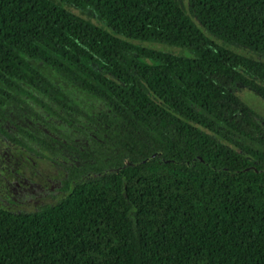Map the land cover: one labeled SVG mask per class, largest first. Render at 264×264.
<instances>
[{
	"label": "trees",
	"instance_id": "16d2710c",
	"mask_svg": "<svg viewBox=\"0 0 264 264\" xmlns=\"http://www.w3.org/2000/svg\"><path fill=\"white\" fill-rule=\"evenodd\" d=\"M230 46L264 58V0H0V121L89 140L59 201L0 207V264H264V117L239 93L264 100V61Z\"/></svg>",
	"mask_w": 264,
	"mask_h": 264
},
{
	"label": "flooded vegetation",
	"instance_id": "af4514ba",
	"mask_svg": "<svg viewBox=\"0 0 264 264\" xmlns=\"http://www.w3.org/2000/svg\"><path fill=\"white\" fill-rule=\"evenodd\" d=\"M39 126L59 149L49 150L32 140L21 130V124L0 121V207L17 212L36 211L67 194L69 169L81 164L68 146L81 148V135Z\"/></svg>",
	"mask_w": 264,
	"mask_h": 264
},
{
	"label": "rangeland",
	"instance_id": "374dc122",
	"mask_svg": "<svg viewBox=\"0 0 264 264\" xmlns=\"http://www.w3.org/2000/svg\"><path fill=\"white\" fill-rule=\"evenodd\" d=\"M146 45L152 46V47L154 46V45L149 44V43H146ZM161 48L166 49V47H161ZM230 48L234 49L238 54L251 56L255 59H261L264 61V58L260 57L259 54L255 53V52H253L247 48H236L234 46H230ZM176 51L180 53V50H176ZM185 54L191 55L188 51H186ZM57 81H59V80H57ZM64 87H67V86L64 85ZM239 93L245 101L250 103L259 112V114L264 117V100L263 99H261L259 96H257L253 91L249 90L248 88L242 87V86L239 89ZM72 97L78 98L79 94L73 92ZM36 107L38 110H40L42 112V114L44 116L50 118L51 121L53 123H55L56 125L60 124V125H64L65 127H67V126L71 127L67 123H65V121L63 119L58 118V117H52V114H50V112L47 109L43 108L40 104H37ZM48 114H49V116H48ZM81 128H85V127L83 125H81ZM70 130L71 131H68L67 129L64 128L63 131L68 132V133H71V132L73 133L75 131L76 134L81 135V136H79V137H81V143L85 144V143L89 142L88 138L84 134H81V132H79L77 129L71 127Z\"/></svg>",
	"mask_w": 264,
	"mask_h": 264
},
{
	"label": "water",
	"instance_id": "95a60500",
	"mask_svg": "<svg viewBox=\"0 0 264 264\" xmlns=\"http://www.w3.org/2000/svg\"><path fill=\"white\" fill-rule=\"evenodd\" d=\"M197 23H198V22H197ZM155 156H156V154L153 155V156H151L150 158L146 159L144 162H147V161H149V160L155 158ZM139 164H141V162H138V163H131V162H129V161H125V165H124V167L130 166V165H132V166H137V165H139ZM124 167H122V168H124ZM95 176H96L95 174H93V173H89V174L85 175V176L83 177V179L87 180V179H89V178H91V177H95Z\"/></svg>",
	"mask_w": 264,
	"mask_h": 264
}]
</instances>
